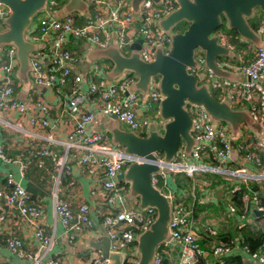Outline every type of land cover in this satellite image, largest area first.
I'll return each instance as SVG.
<instances>
[{
    "label": "built area",
    "instance_id": "1",
    "mask_svg": "<svg viewBox=\"0 0 264 264\" xmlns=\"http://www.w3.org/2000/svg\"><path fill=\"white\" fill-rule=\"evenodd\" d=\"M85 12H72L55 16V0H46L45 8L30 23L25 38L35 48L27 51L30 67L28 74L35 85L48 90V93L34 89L32 94L19 96L12 87L11 68L16 59L14 46L5 45L0 49V127L24 137L21 141L22 154L9 157L6 148L10 142L0 139L1 163H14L16 174L3 176L0 188V225L9 214L16 211L21 220L31 227L35 249L26 251L21 240L9 233L0 237L6 250L25 264H60L51 255L54 236L46 235L40 226L43 214L42 205L21 184L22 175L28 167L44 168V161L50 160L54 175H51L53 188L51 207L68 243H73L83 230L92 228L89 206L79 202L75 209L58 196L59 176L70 175L73 162L80 172L96 170L100 188L90 194L109 209L102 215L100 225L109 239V251L120 254L128 262L131 246L135 245V235L145 230L153 221L155 211L129 209L124 204V187L117 175L130 163L148 162L157 167L150 174V183L170 204L169 237L157 249L153 264L162 263V253L168 247H177V255L171 264H197L208 258L205 264H225V258L235 259L234 264H264V242L255 250L240 243L239 237L227 244L212 242L207 248L197 243L194 225V202H214L213 191L202 185L199 179L203 173H214L231 183L227 193H232L238 184L260 183L264 181V126L259 130L239 122L234 146H231L230 126L218 120L213 124L207 119L200 106L187 104L186 108L193 120L190 134L195 141L189 155L181 142L173 159L166 162L159 151L153 152L154 159L127 154L118 144L109 141L105 128H93L91 123L96 112L111 116L128 130L142 135L149 123L148 116L139 115V104L143 93L132 89L136 80L132 71H122L108 78L109 64L91 61L85 70L76 69L84 54L68 47L69 38L82 40L89 46L102 48L114 43L123 55H129L132 44L137 43V53L145 61L154 58V51L160 48L167 52L169 37L162 31L157 21L175 6V0H140L137 14L133 13L130 0H85ZM10 8L0 2V31L6 28L4 22ZM256 31L264 39V22ZM197 66L189 67L197 80L204 83L217 99H228L235 108H246L252 120L264 125V49L253 47L251 56L242 54L237 62L228 58L216 59L222 69L242 74L245 79L230 81L214 75L203 65V53L194 55ZM150 89L146 92L145 106L158 103L160 98L157 77H151ZM90 96H96V110L83 105ZM52 109L57 110L54 117ZM65 122L69 128L62 137L55 134L59 123ZM16 145L11 141V145ZM184 179L178 188L174 176ZM170 178V179H169ZM169 179V180H168ZM187 180V181H186ZM172 184V185H169ZM170 186V187H169ZM224 194V193H223ZM189 198V204L183 200ZM246 214L235 217L236 223H251L249 216L254 210L264 218V202L256 192L242 196ZM111 207L113 208L111 210ZM225 210L235 216V207L225 204ZM236 224V225H237ZM214 234L215 229L211 228ZM90 264H109L101 255L91 256ZM132 264V263H129Z\"/></svg>",
    "mask_w": 264,
    "mask_h": 264
},
{
    "label": "water",
    "instance_id": "2",
    "mask_svg": "<svg viewBox=\"0 0 264 264\" xmlns=\"http://www.w3.org/2000/svg\"><path fill=\"white\" fill-rule=\"evenodd\" d=\"M0 2L10 8V13L4 20L6 28L0 31V47L14 46L18 62L17 73L24 78L30 67L27 51L36 47V44L26 40L25 31L36 14L45 8L46 0ZM139 2L140 0H130L133 13H137ZM175 3L176 6L157 21L169 37L166 53L156 48L154 58L145 62L137 53V43L132 44L133 50L127 56L111 43L98 48L94 56L110 62L108 78L125 70L132 71L136 80L131 88L141 93L148 91L151 77H157L160 94L157 103L158 122H149L143 135L120 129L115 119L117 125L104 128L110 133L111 142L122 146L127 154L152 160L153 152L159 151L166 162L173 159L181 142L186 155H189L195 144L190 134L193 120L187 111V104L202 107L212 124L218 120L227 123L230 126L231 146H234L240 121L256 131L264 126L252 120L246 108H232L228 99H217L208 86L197 83L195 75L188 70L189 67L197 66L194 55L199 49L203 53V65L214 75L230 81L236 80L234 73L216 65L218 58L234 57L230 46L220 42L216 31L224 25L225 28L233 29L239 40L264 49V40L247 21L253 14L254 7L260 10L264 21V0H175ZM86 10L85 0H67L55 12V16ZM181 22L185 27L173 30ZM156 171L157 167L152 163L133 162L117 175L120 181L128 183L129 196L138 198V210L152 208L155 211L152 223L135 237V264H153L157 249L169 237L170 204L150 183V174ZM253 213L257 216L261 214L257 210ZM108 243V238L104 236L100 241L90 243V246L99 250L101 257L107 259L109 264H123L120 254L109 251Z\"/></svg>",
    "mask_w": 264,
    "mask_h": 264
},
{
    "label": "crops",
    "instance_id": "3",
    "mask_svg": "<svg viewBox=\"0 0 264 264\" xmlns=\"http://www.w3.org/2000/svg\"><path fill=\"white\" fill-rule=\"evenodd\" d=\"M260 20L261 22H264L262 18ZM222 29L223 28L221 27L220 29L216 31V33L218 34L220 38V42L230 46L231 48L230 50L232 54L234 55V57L232 58L229 57L228 59H230V61L232 62H237L238 55L242 54L243 56L244 52L248 54V58H249L252 53L253 45H251L249 42H246V45L248 47L247 49H244V50L236 49L235 46L227 43V39L225 35L223 34ZM67 45L69 48L74 49L77 52H81L84 54V59L78 66H76V69H80L84 71L85 67L90 64L91 60L92 61L96 60L100 62L103 60L102 57H94L96 55V51L98 50V48L89 46L88 44H85L82 40H76V39L69 38ZM2 47L3 46H1L0 49ZM14 56H15L16 61L13 64L11 71H10L11 76L12 74H14L12 78V87L14 89V92L17 93L19 96H25L27 94H32L33 90L37 89L39 92H45L47 94L48 90H44L42 87H39L38 85H35L33 83L31 78L29 77L28 72H26V76L24 78L19 77L17 73L18 72V62H17L15 52H14ZM106 61H107V64H109L111 67L110 62L108 60ZM226 71H229V70H226ZM229 72H232V71H229ZM232 73H234L239 80L245 79V76H243L242 74H239V73L237 74L235 72H232ZM146 98H147L146 93H143L141 100H140V104H139V110H138L139 115L148 116L150 119H152L155 114V117L153 118V120L155 122H158L157 103L151 105L150 108H147L145 106ZM85 101L86 102L83 106L86 109H92V110L97 109L98 101H97L96 96H90ZM232 108H235V107H232ZM56 112L57 110L52 109L50 115L54 117ZM96 113L97 114L91 123V127L104 128V127H108L114 124L117 125L113 117L105 116L104 114H101L99 112H96ZM153 120H149V122ZM118 127L120 129L128 130L122 125H120L119 123H118ZM68 128H69V125L67 124V122H65V125L63 126L59 123L58 128H56L55 130V134H57V137H62L65 135V132L67 131ZM23 138L24 137L16 133L7 131L0 127V139H5V141L7 140L8 142H10V144H11V141H14L16 143V145L14 144L11 146L9 144V146L6 148V154L11 158L15 157V155L22 154L23 148H21L20 144ZM109 141L111 142L110 133H109ZM71 164L73 165V168H72V172L70 173V175L61 173L59 176V186L58 187L60 190H59L58 196L64 199L65 201H67L71 209H75L76 205L79 202L86 203L89 206V216L93 222L92 228L83 230L81 233H79L73 243L67 242V239L62 233L61 231L62 229L58 221L54 218V215H53V211L51 207V193H52V188H53L51 175L52 174L54 175V171H53V166L50 160L46 159L44 161L45 166L43 169H38L33 166L25 169L22 175L21 184L23 187H25V190L29 192L35 199H38L40 204L42 205L43 214L41 216V221L39 224L42 227L44 234L46 235L52 234L54 236V242H53V248H52L51 255L59 258L60 264H90L89 260L91 256H95L98 254L100 255L99 250L92 249V247L90 246V243L100 241L104 236L107 237L106 233L104 232V230L102 229L100 225V220H101L102 215L109 209V207H107L104 204H101L99 200L95 199L90 194L91 190H98L100 188L99 178L101 175L96 170H88V171L80 172L73 162H71ZM16 171L17 169L14 163H11V164L4 163L3 164L0 161V188L3 185V176L9 172L16 174ZM176 176H179V175H176ZM176 176H174V178ZM119 182L121 183V185L124 187V190H125L123 194L125 206L129 209L138 210V207H137L138 198L129 196L128 183H125L120 180ZM169 185H172V184H169ZM212 191H213L212 194L216 198L217 202L219 199L222 200L224 198L223 193L225 192H223L222 190L218 188H215V189L213 188ZM216 192H217V195H216ZM210 203H213V202H210ZM227 203H229L228 200L225 204ZM112 209L113 208L111 207V210ZM224 209H225V206H224ZM253 214L254 213L252 212V215L249 216L252 222L246 225H250V226L260 225L263 222L261 220L255 221ZM259 217L261 216L259 215ZM221 218L222 217L213 218L215 220L211 218L212 220L209 219L207 221H211V223H216ZM198 220H199L198 218L194 219V225L196 226V231L198 227L200 226V224H198ZM196 221H197V224H196ZM224 221L225 222L223 223H226L227 227L229 226V228L232 227L233 225L235 226V224L232 222L233 221L232 219L228 220L227 222L224 219ZM219 229L222 230L221 227ZM228 230H231V228ZM9 233H12L13 235H15L21 240L24 250L32 251L35 249V241L32 237L31 227L27 224L26 221L20 219V217L17 215L15 210H13V213L9 214L8 217L6 218V221L2 225H0V237L2 238L7 237ZM196 233H197V243H198V239L201 237H200V234H198V232ZM135 245H136V242H135ZM135 245L131 246V252L129 254V259H128V262L132 264L136 263V254H135L136 246ZM176 255H177V247H170V248L168 247L166 252L162 253V263L163 264L173 263L176 258ZM120 257H121V261L123 264H129L127 263V261H125V257L121 255ZM207 259L208 258H205L204 261H201L199 264H205V261ZM230 261L232 262V264H234L233 260H230ZM0 264H25V261L20 260L16 258L15 256H13L12 254H10L5 248V243L2 242L0 243ZM247 264H252V263H247Z\"/></svg>",
    "mask_w": 264,
    "mask_h": 264
},
{
    "label": "trees",
    "instance_id": "4",
    "mask_svg": "<svg viewBox=\"0 0 264 264\" xmlns=\"http://www.w3.org/2000/svg\"><path fill=\"white\" fill-rule=\"evenodd\" d=\"M261 16L262 15L259 14L253 17H248L247 21L254 29H256L258 24L261 22L260 20L262 18ZM221 27L223 28L222 31L227 39V43L232 44L238 50H244L248 48L246 42H243L238 39V36L233 29L225 28L224 25H221ZM221 27H219V29ZM246 54L247 53L244 52V57L246 56ZM198 178L205 183V185L202 186L209 189V191L212 190L213 188L214 189L218 188L223 192H227V190H229L231 187V183L226 182L224 179L222 180L220 178V175L218 174L203 173L200 174ZM183 181H184L183 178H181L180 176H176L174 178L175 187L178 188L179 186H181ZM250 192H256L257 195L260 196L261 203L264 202V181H260V183L251 182L248 183V185H244L241 183L237 185L236 189L232 193H227L228 202L235 207L236 210L235 216L228 214V212L224 209V206L220 205L221 199H219L218 202L217 201L213 203L207 202L204 204L194 202L191 205L193 209L192 212L193 219L196 218L199 219L198 224H200V226L198 227L196 232H198V234H200L201 237L198 239V245L200 247L207 248V246L210 245L211 242H216V243L223 242L227 244L231 240L234 241L236 237H239L240 243L246 245L250 250H255L262 246L264 242L263 217H259V215L257 216L253 214L255 221H259V220L263 221L260 225H254V226L253 225L250 226L246 224L241 225L239 223L237 224L236 223L237 221H235L236 216L246 214L243 208L242 196H244V194H250ZM183 201L185 203H188L189 198H185ZM220 217L222 218L216 223H211V221H207L210 218L213 219ZM224 219L226 220V222L232 219L233 220L232 222L235 224V226L233 225L232 227H230L231 230H228L230 228L229 226L227 227L226 223H223L225 222ZM212 227L214 229L216 228L214 234L210 233V229ZM220 227L222 228V230L219 229ZM230 260H233L235 262V259L225 258V264H232ZM201 261H203V259H201L197 264H199Z\"/></svg>",
    "mask_w": 264,
    "mask_h": 264
},
{
    "label": "rangeland",
    "instance_id": "5",
    "mask_svg": "<svg viewBox=\"0 0 264 264\" xmlns=\"http://www.w3.org/2000/svg\"><path fill=\"white\" fill-rule=\"evenodd\" d=\"M56 1V0H55ZM67 0H57L56 1V5H55V7H54V11L55 12H57V10L58 9H60L61 8V6L63 5V3H65ZM54 12V13H55ZM34 19V18H33ZM184 28V25L183 24H178L177 26H174L173 27V30H177L178 31V29H180V30H182ZM198 51L200 52V53H202V51L201 50H199L198 49ZM243 57H244V53H243ZM245 57H248V54H246V56ZM244 57V58H245ZM101 63H104V64H106L107 63V61H106V59H104L103 58V60L101 61ZM13 75L14 74H12V78H13ZM150 89V85H148L147 86V90H149ZM146 130V129H145ZM144 130V131H145ZM227 200H228V196L224 193V198L221 200V204L220 205H222V206H225V203L227 202ZM214 202H216V201H214ZM220 202V201H219ZM223 209V208H222ZM211 219V218H210ZM209 220V219H208ZM212 220V219H211ZM213 220H215V219H213ZM216 230V229H215Z\"/></svg>",
    "mask_w": 264,
    "mask_h": 264
},
{
    "label": "flooded vegetation",
    "instance_id": "6",
    "mask_svg": "<svg viewBox=\"0 0 264 264\" xmlns=\"http://www.w3.org/2000/svg\"><path fill=\"white\" fill-rule=\"evenodd\" d=\"M259 14H261V12H260V10L257 8V7H254L253 8V14L251 15V16H249V17H253V16H255V15H259ZM262 17V16H261ZM181 24H183V22H181ZM184 25V24H183ZM185 27V26H184ZM178 30H180V29H178Z\"/></svg>",
    "mask_w": 264,
    "mask_h": 264
}]
</instances>
